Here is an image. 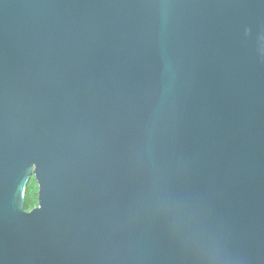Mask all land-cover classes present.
Instances as JSON below:
<instances>
[{
  "label": "water",
  "instance_id": "obj_1",
  "mask_svg": "<svg viewBox=\"0 0 264 264\" xmlns=\"http://www.w3.org/2000/svg\"><path fill=\"white\" fill-rule=\"evenodd\" d=\"M0 264H264V0H0Z\"/></svg>",
  "mask_w": 264,
  "mask_h": 264
},
{
  "label": "trees",
  "instance_id": "obj_2",
  "mask_svg": "<svg viewBox=\"0 0 264 264\" xmlns=\"http://www.w3.org/2000/svg\"><path fill=\"white\" fill-rule=\"evenodd\" d=\"M31 180H33V177L30 179V182H31ZM25 199H26V202H25V209L26 210H31L32 208H34L35 206H37V198L35 200V199H33L31 197V194L29 192V187H28V191L26 193Z\"/></svg>",
  "mask_w": 264,
  "mask_h": 264
},
{
  "label": "rangeland",
  "instance_id": "obj_3",
  "mask_svg": "<svg viewBox=\"0 0 264 264\" xmlns=\"http://www.w3.org/2000/svg\"><path fill=\"white\" fill-rule=\"evenodd\" d=\"M28 187H29V192L31 194V197L36 200L38 187H37V183L35 182L34 178L33 180H31V182H29Z\"/></svg>",
  "mask_w": 264,
  "mask_h": 264
}]
</instances>
